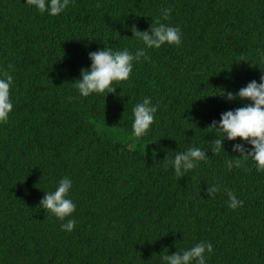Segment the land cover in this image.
<instances>
[{"label":"trees","instance_id":"obj_1","mask_svg":"<svg viewBox=\"0 0 264 264\" xmlns=\"http://www.w3.org/2000/svg\"><path fill=\"white\" fill-rule=\"evenodd\" d=\"M25 2L0 0V71L15 81L0 124V264H160L200 241L213 244L207 264H264V173L251 160L225 164L240 138L184 177L166 166L188 147L208 148V126L244 103L209 94L264 74V0H71L58 16ZM164 7L181 45L146 49L115 93L79 97L73 82L88 53L135 52L143 44L125 25L149 30ZM145 97L159 106L137 140L131 109ZM62 177L73 182L71 232L60 227L69 218L40 205ZM213 183L243 205L229 208L224 191L208 196Z\"/></svg>","mask_w":264,"mask_h":264},{"label":"clouds","instance_id":"obj_2","mask_svg":"<svg viewBox=\"0 0 264 264\" xmlns=\"http://www.w3.org/2000/svg\"><path fill=\"white\" fill-rule=\"evenodd\" d=\"M70 3L71 0H26L25 2L26 6L49 16L60 15ZM171 13L170 7L162 8L160 17L151 24L149 30L141 31L135 23L131 26L125 25L131 28L132 36L143 44V47L136 49L135 52L129 51L127 47L113 50L107 46L89 52L91 65L82 68L80 76L73 82L77 95L86 98L93 94L115 93L114 82L128 80L133 72L134 62L139 63L149 59L146 49H160L164 45L180 46L181 29L163 22L170 19ZM260 62H264V53L260 56ZM8 67L12 68L11 65ZM14 83V76L10 71H0V124L8 122L13 110L11 89ZM209 95H221L228 101L239 100L244 103L241 107L222 112L219 120L212 121L208 128L214 129L215 137L208 148L188 147L185 151L177 152L174 158L167 161L166 166L170 165L177 177H184L196 169L201 162L207 160L209 150L213 155H219L226 151L225 141H235L240 138L241 142L233 145V151L238 155H231L225 160L227 170L243 168L251 160L255 170L264 173V74L260 76L259 82L253 79L236 92L223 89L220 94ZM74 98L69 97V99ZM158 106L150 97H145L142 102L132 107L131 135L135 139L140 140L148 134L155 122ZM156 153L157 149H153V159L156 158ZM72 185L70 178L62 177L54 191L45 192L44 198L40 201L41 208L59 221L71 217L76 209L75 203L69 198ZM221 191L227 194L226 204L229 208L235 210L243 205V200L238 199L231 189H226L219 183L207 187L208 196L213 198ZM75 223L74 219L69 218L66 223H61V230L71 232L75 228ZM213 251L211 242L200 241L190 248L162 255L160 264H207Z\"/></svg>","mask_w":264,"mask_h":264}]
</instances>
